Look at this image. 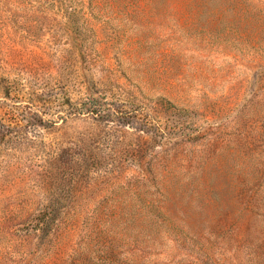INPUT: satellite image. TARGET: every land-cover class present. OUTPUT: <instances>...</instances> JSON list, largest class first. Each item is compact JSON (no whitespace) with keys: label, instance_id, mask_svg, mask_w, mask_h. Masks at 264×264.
I'll use <instances>...</instances> for the list:
<instances>
[{"label":"rangeland","instance_id":"1","mask_svg":"<svg viewBox=\"0 0 264 264\" xmlns=\"http://www.w3.org/2000/svg\"><path fill=\"white\" fill-rule=\"evenodd\" d=\"M0 264H264V0H0Z\"/></svg>","mask_w":264,"mask_h":264}]
</instances>
